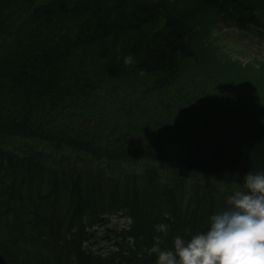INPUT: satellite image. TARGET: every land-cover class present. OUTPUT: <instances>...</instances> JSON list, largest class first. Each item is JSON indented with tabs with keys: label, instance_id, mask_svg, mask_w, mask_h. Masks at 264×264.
Instances as JSON below:
<instances>
[{
	"label": "trees",
	"instance_id": "16d2710c",
	"mask_svg": "<svg viewBox=\"0 0 264 264\" xmlns=\"http://www.w3.org/2000/svg\"><path fill=\"white\" fill-rule=\"evenodd\" d=\"M205 17L264 38V0H0V264H157L264 173V76L186 72Z\"/></svg>",
	"mask_w": 264,
	"mask_h": 264
},
{
	"label": "clouds",
	"instance_id": "9594fccd",
	"mask_svg": "<svg viewBox=\"0 0 264 264\" xmlns=\"http://www.w3.org/2000/svg\"><path fill=\"white\" fill-rule=\"evenodd\" d=\"M245 189L227 198L229 207L210 217L206 232L175 237L173 250H161L157 237L149 250L157 264H264V173H246ZM157 231L166 235L167 227Z\"/></svg>",
	"mask_w": 264,
	"mask_h": 264
},
{
	"label": "rangeland",
	"instance_id": "374dc122",
	"mask_svg": "<svg viewBox=\"0 0 264 264\" xmlns=\"http://www.w3.org/2000/svg\"><path fill=\"white\" fill-rule=\"evenodd\" d=\"M191 43L195 46L200 58L196 62L188 60L186 63V72L192 71L193 69H196L197 72H202L204 75L203 81H209L205 77V74L209 73L213 79L217 78L219 81L223 80V78L235 81L239 77V79L241 78L240 83L246 81L248 74H261L264 76V38L240 32L234 28L217 29L212 19L205 17L191 38ZM238 73L243 76L238 75ZM253 81L259 83L262 80L256 78ZM21 147L24 148V146ZM43 155L45 156L44 153ZM61 160L72 161L77 160V158L67 155L64 158L57 159V161ZM93 166L97 168L98 164H93ZM154 166L158 167V165ZM111 167L110 171L119 173L117 175L119 177L132 171L139 172L141 164H115ZM100 169L104 170L103 167H100ZM158 169L162 173L160 178H164L165 175L169 176L174 172L172 169L165 168L164 166H160ZM199 177L209 180L202 176ZM209 185L212 187L214 181L212 180ZM213 187L219 188L217 186ZM107 217L111 218V221L105 227H120L128 223V219L126 218H119L113 215H107ZM107 217L105 218L107 219ZM105 227H98L94 230L95 238L89 240L92 243V249H96L103 244L101 236L103 235Z\"/></svg>",
	"mask_w": 264,
	"mask_h": 264
},
{
	"label": "bare ground",
	"instance_id": "6f19581e",
	"mask_svg": "<svg viewBox=\"0 0 264 264\" xmlns=\"http://www.w3.org/2000/svg\"><path fill=\"white\" fill-rule=\"evenodd\" d=\"M188 41H190V37L188 38ZM184 45H185V46L187 45V44H185V39H184ZM90 239H91V238H90ZM90 239H89V240H90Z\"/></svg>",
	"mask_w": 264,
	"mask_h": 264
}]
</instances>
